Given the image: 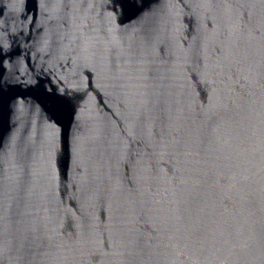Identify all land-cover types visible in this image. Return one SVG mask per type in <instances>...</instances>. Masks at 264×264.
<instances>
[{
    "label": "water",
    "instance_id": "95a60500",
    "mask_svg": "<svg viewBox=\"0 0 264 264\" xmlns=\"http://www.w3.org/2000/svg\"><path fill=\"white\" fill-rule=\"evenodd\" d=\"M0 264H264V0H0Z\"/></svg>",
    "mask_w": 264,
    "mask_h": 264
}]
</instances>
